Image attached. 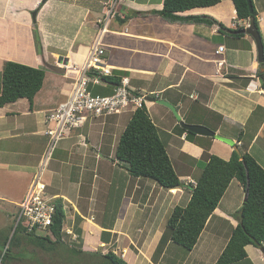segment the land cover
<instances>
[{
	"label": "crops",
	"instance_id": "obj_1",
	"mask_svg": "<svg viewBox=\"0 0 264 264\" xmlns=\"http://www.w3.org/2000/svg\"><path fill=\"white\" fill-rule=\"evenodd\" d=\"M107 1L0 0V84L3 65L7 61L44 70L43 85L47 74L52 72L46 65L66 69L65 73H61L66 81L59 87L42 85L31 108L26 99H19L0 108V172L28 182L17 204L24 199L46 150L47 137L43 134L48 126L46 115L70 93L73 80L78 78L80 68L86 62L98 30L96 20L103 16ZM252 5L264 47V0H252ZM162 8L163 0H125L119 5L118 13L105 34L116 39L110 44L104 43V35L102 40L105 45V61L112 69V76L119 77L121 81L127 79L128 87L133 92L146 96L148 114L152 99L165 101L177 109L180 119L185 117L187 122L191 121L188 123L204 126L233 142V145H229L215 138H197V141L205 140L208 144L207 154L227 161L232 152L245 151L257 161L255 154L264 153V145L256 148L264 137V83L261 80L264 77V66L258 62L253 38L241 33L249 27L251 19H238L232 0H220L214 6L178 13L180 17L212 18L216 23L210 26L170 22L153 14ZM34 33L39 40L38 50ZM220 46L224 50L217 54ZM110 86L106 82L102 87H93L92 91L105 92ZM51 96H54V101ZM187 99L191 102L186 105ZM21 100L26 105L19 118L11 108ZM42 100L47 103L43 105ZM180 109H185L183 115ZM127 115H120L111 122H107L108 118L91 120L59 142L71 141L66 146L56 148L43 178L47 194L54 197L55 201L60 200L63 206L64 222L60 240L63 234L72 239L78 235L82 247L71 249L83 255H94L98 250L96 246L104 250L113 243L111 245H115L117 251L124 253L119 258L127 264H194L193 257L197 255L195 259L200 258L198 256L203 254V250L209 248L207 244L212 238L208 241V234L222 238V227H230L232 230L236 227L237 213L244 202V189L236 182L235 190H228L232 195L229 194L226 201L228 194L224 193L196 245L191 251H185L179 263L170 257L169 249L172 245L179 250V246L171 242L164 245L155 262L153 254L163 234L161 222L165 223L172 208L186 206L190 191L185 187L166 190L152 180L132 177L124 165L123 169L129 175L123 187H120L122 191L114 210L107 208L109 198L104 193L105 181L102 186H97L95 180L103 177L101 173L107 160L104 159L105 153L113 154L109 158L110 169L116 168L122 173L118 168L123 167V162L114 160L113 151L118 137L111 148L106 150L103 148V139H108L112 131L115 132L121 126L123 131L126 122L122 117ZM225 128L229 132L221 134V129ZM93 136L95 139L92 141L90 137ZM179 139L183 142L182 153L200 160L203 158V150L196 144L197 141L187 142L184 133L180 134ZM30 163L35 165L31 166L28 176H25L19 169ZM86 174H91L92 188L95 185L94 188L98 189L87 197L83 194ZM177 175L186 186L191 185L190 181L195 183L197 179L187 173ZM54 178L58 183L69 186L72 189L70 193L60 188L58 192H52ZM81 198L87 201V211L80 208ZM224 238L219 244L212 243L211 247L217 248L206 257L201 256V259L206 258L208 264H214L229 240ZM204 246V249H200ZM245 251L247 259L234 264H264V244L260 248L247 245Z\"/></svg>",
	"mask_w": 264,
	"mask_h": 264
},
{
	"label": "trees",
	"instance_id": "obj_2",
	"mask_svg": "<svg viewBox=\"0 0 264 264\" xmlns=\"http://www.w3.org/2000/svg\"><path fill=\"white\" fill-rule=\"evenodd\" d=\"M219 2L220 0H163L162 10L153 12V14H157L170 22L210 26L216 23L212 18L207 16L180 17L178 13L195 8L214 6ZM232 2L237 18L240 20H253L256 30L260 33L254 8L250 13L246 0H232ZM34 38L38 50L39 40L36 33H34ZM262 66H264V63ZM44 77L45 72L42 69L12 61L5 62L0 84V108L15 103L19 99H26L31 108L35 95L43 85ZM103 80L111 85L110 89L105 92L95 90V94H110L111 87L119 85L121 81L116 76L106 77ZM129 116L130 118L126 122L124 130L118 137L114 150L115 158L126 163L128 173L135 178L152 180L159 187L166 190L185 187L190 191V198L186 206H176L172 210L166 221L169 235L166 237L164 233L161 237L156 253L160 252L167 242L174 243L186 251H191L196 245L208 218L217 208L231 181L236 180L245 192L247 178L249 179L247 200L242 203L237 213L238 223L232 230L226 247L214 264H234L246 260L245 247L247 245L257 248L263 246L264 169L249 153L234 151L227 161L218 156L204 153L203 160L205 162L201 166V172L195 184L190 183L191 185L186 186L172 167L167 149L158 136L157 128L149 117L146 105L130 113ZM189 134L193 135L191 132ZM55 206L53 223L49 227V232L55 238V241L52 242L48 235H37L36 232L41 231H37L35 228L28 231L24 225L22 229L23 242L27 241V243L42 250H46L44 242L49 243L51 246L60 242L64 210L60 200L55 201ZM20 222L22 223V221ZM20 222H18V227ZM21 241L19 244H21ZM49 249L51 248L49 247ZM8 252H11L10 247L6 248L5 255ZM102 258L111 264H127L117 257L113 251H108V253L102 255Z\"/></svg>",
	"mask_w": 264,
	"mask_h": 264
},
{
	"label": "rangeland",
	"instance_id": "obj_3",
	"mask_svg": "<svg viewBox=\"0 0 264 264\" xmlns=\"http://www.w3.org/2000/svg\"><path fill=\"white\" fill-rule=\"evenodd\" d=\"M113 36H111L110 34L105 35L104 38V43H111L113 42ZM48 65H46L47 67ZM48 69V68H47ZM56 75V76H55ZM64 81H66L63 76L60 74H52V72L50 74H47L46 76V82L43 85V87H59L61 84L64 83ZM42 95H41V99H42ZM51 100L54 101L55 98L54 96ZM25 101V99H23ZM153 100V104L151 106H149V117H151L150 119L153 120V122L155 123V126L158 128L157 132H158V136L161 140V142L163 143V145L166 147L167 149V153L168 156L171 160L172 163V167L174 168L176 174H190L194 176V179L197 178L201 172V166L202 164L205 162L203 159H196L194 158L192 155L190 154H184L181 152V146L183 144L182 141H180L179 137L180 134L184 133L186 134V141L187 142H195L197 141V138H202L205 136H200L198 137L197 135H191L189 134V132L185 131V129H183V127L179 124V121L176 119V117L174 116V114L170 111L167 110L163 107H161L159 104H157V99H152ZM21 100V102L19 101L16 106L12 107L11 109L15 112V115L19 116L24 112L25 110V105L26 102H24ZM37 101V100H36ZM186 101V105L190 104V100L187 99ZM43 102V100H42ZM47 101L43 102V105L46 104ZM177 110V109H176ZM180 113L183 115L185 113V109H180ZM178 116L180 117V114L178 113ZM118 116H113L108 118L107 122H111L114 121ZM124 122H127L130 118L129 115L122 117ZM191 120V119H190ZM180 121H182L183 123L187 124V125H195V124H191L188 122H191L187 119H185V117H183ZM123 122V123H124ZM53 125L51 124V127ZM122 127L121 126L119 129H115V132L112 131V135L107 139L104 138L103 142L105 143L103 145V148L106 149H110L111 145L113 143L114 140L117 139V137L120 136V133H122ZM105 129V128H104ZM103 129V130H104ZM96 131H99L98 129H96ZM100 132V131H99ZM229 132L228 128L225 129H221L220 133L221 134H227ZM168 133L170 135H168ZM231 133V131H230ZM222 137V136H221ZM207 138V137H205ZM212 138V137H210ZM225 138V137H224ZM90 139H92V141L95 139V137H90ZM204 139V138H202ZM68 143H71V141H64L59 143L58 147H63L66 146ZM196 144L198 146H200V148L203 150V153H207L208 152V144H206L205 140L200 141L198 140L196 142ZM264 145V137L261 138V140L259 141V143L256 145V148L261 147L262 145ZM237 145V144H236ZM238 148L241 149V147L238 145ZM264 149V147L262 148ZM46 151H44L43 154H45ZM114 153V151H113ZM111 153H105L104 155V159L106 160L105 163V167L104 170L101 168L100 171L103 170V172L101 173V176L99 180H95V183L98 185H103L104 181L105 184L103 186L104 187V193H105V197L109 198V202H108V209L113 211L115 206H116V202L120 197V193L122 191V188H120L121 186L123 187V184L125 183V179L126 176L129 175L127 173H125V167L126 163H122L121 166H123L122 168H118L119 170L122 171L119 172L116 168H109L108 166L111 164V159L110 158ZM113 155V154H112ZM111 155V156H112ZM216 156V155H215ZM257 161L259 162L258 164H260L262 166V168L264 169V153H256L255 154ZM258 156V157H257ZM220 158V157H219ZM114 160H117L115 158L114 155ZM118 163H120L119 160H117ZM33 161H31L32 163ZM28 164L25 167H22L19 169L20 172L24 173L25 176H28L30 170H31V166L35 165V163L33 164ZM53 165V162L51 163V165L49 166V170H51ZM124 168V169H123ZM128 172V171H127ZM22 177H24L22 175ZM133 177V176H132ZM46 180L48 181V174H46ZM100 181H102V183L100 184ZM120 182H122V184L120 185ZM236 180H232V183H230V187H228V189L226 190L225 194H228L225 198L226 199L229 197V191H234L236 185ZM91 182V174H86V178H85V183L83 186V194L85 197L89 196L90 193H95V190H98L97 187L94 188L95 185H90ZM28 182H25L24 179H20V178H15L12 175H8V174H2L0 172V264H111L109 261H107L106 259L102 258L103 253L106 254L108 253V251H113V253L117 256V257H121L124 256V253L121 251H117L116 246L115 245H111L113 243H110L109 246H106L104 248V250L102 248H99L98 246H96V250H97V254H80L78 252H74L71 248L72 247H76V248H80L81 245V238L79 239L78 235L76 237H74L73 239L70 236H67V234H63L62 236V240H60V242H58L57 244H54L53 246H51L49 243L44 242V246L46 250H42L41 248L35 247L32 244L27 243V241H24L23 235H22V229L24 227V222H20V226L18 227V213H19V209H18V202L20 200V198L22 197V195L24 194L26 187H27ZM130 184L132 186V182L130 180ZM52 185H53V191H59V188L62 190H65L66 193H70V191L72 190L69 186H67L64 183H58L56 178L53 179L52 181ZM112 185V186H110ZM71 189V190H70ZM238 189V187H237ZM51 192V189L49 190ZM232 195V194H231ZM225 197V196H224ZM95 199H97V197H94ZM243 199H244V193H243ZM86 199L81 198V201L79 202L80 208L83 211H87V205L85 201ZM104 203V202H103ZM17 204V205H16ZM92 206V204H91ZM228 206L229 205H225ZM179 207H183V206H179ZM174 208L171 209L170 212H168L167 216H166V220L165 223L161 222V226L163 229V234L169 235V231L168 228L166 227V221L168 220V218L171 215V212ZM235 216V215H234ZM222 231V233H221ZM232 229H230V227H222L220 229V233H221V237H211L209 234L207 239L209 241V238L211 239V241L207 244L209 246L208 250H203V254L201 256H207L210 251H212L214 248H217V246L211 247L212 243H216L219 244L222 240H224V237H227L229 239L230 235H231ZM24 235H26L25 232H23ZM209 233V232H208ZM37 235H48V231H41V232H36ZM226 234V235H225ZM213 235V234H212ZM225 235V236H224ZM224 236V237H223ZM50 239L52 240V242L55 241V238L52 235H49ZM23 239V240H22ZM22 240V241H21ZM219 240V241H218ZM21 241V244H19V242ZM217 241V242H216ZM223 242V241H222ZM206 245V246H207ZM222 245V244H221ZM206 246L204 247H200V249H204ZM7 247H10V251L5 255V250ZM17 247V248H16ZM49 247L51 249H49ZM175 245H172V248L169 249L170 252V257L173 259L174 262L179 263V259H182L183 256H185L186 254V250L183 249L182 247L179 246V250H177V248H175ZM164 248V246H163ZM95 250V251H96ZM162 251V250H161ZM160 252L154 253L153 254V259L155 262L158 260V258H156L158 255H160ZM209 251V252H207ZM95 253V252H94ZM129 253V252H128ZM146 254V253H145ZM197 256V255H196ZM193 257L192 260H194V264H200L199 261H201L202 259H204L202 264H208L209 261H206V258H202L201 256H198L200 258L195 259V257ZM4 258V259H3ZM127 258V256L125 257V259ZM196 260V261H195ZM174 264V263H173Z\"/></svg>",
	"mask_w": 264,
	"mask_h": 264
},
{
	"label": "built area",
	"instance_id": "obj_4",
	"mask_svg": "<svg viewBox=\"0 0 264 264\" xmlns=\"http://www.w3.org/2000/svg\"><path fill=\"white\" fill-rule=\"evenodd\" d=\"M124 1L108 0L105 3V12L96 20L97 34L78 78L73 80L67 98L46 115L48 126L43 131L47 137L46 152L24 199L18 204L17 220L24 222L28 231L35 228L37 231L49 232L53 223L55 198L47 194L43 174L59 142L91 120L130 114L146 105V96L133 92L128 87L127 79H123L108 95L94 94L92 91L93 87L104 86L106 82L103 79L112 76V69L105 61V45L102 40L118 13L119 5ZM223 50L222 46L218 47L217 54Z\"/></svg>",
	"mask_w": 264,
	"mask_h": 264
},
{
	"label": "water",
	"instance_id": "obj_5",
	"mask_svg": "<svg viewBox=\"0 0 264 264\" xmlns=\"http://www.w3.org/2000/svg\"><path fill=\"white\" fill-rule=\"evenodd\" d=\"M246 3L248 5V9L249 12L252 13L253 11V5H252V0H246ZM241 33H246L248 35H250L256 45V50H257V58H258V62L259 63H264V47H263V43H262V39L260 36V33L256 30L255 26H254V22L252 20H250L249 23V27L245 30V31H241ZM47 68L55 73H65L66 69L63 67H58V66H47ZM262 82L264 83V77L261 79ZM158 103L160 105H163L165 107H167L168 109H170V111L174 114V116L176 117V119L179 121V124L183 127V129H185L188 132L193 133L194 135L197 136H205V137H212L215 138L217 140H220L224 143H227L229 145H233V142L228 140L227 138L221 137L219 135H216L214 132H212L211 130H209L208 128L201 126V125H187L185 123H183L182 121H180V117L178 116V113L176 111V109L170 105L169 103L165 102V101H158ZM248 188H249V179L247 178V185L245 188V194H244V202L247 200V196H248Z\"/></svg>",
	"mask_w": 264,
	"mask_h": 264
}]
</instances>
